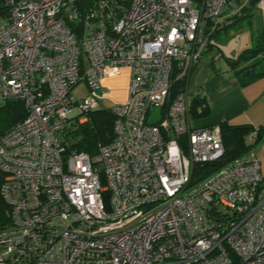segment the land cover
I'll list each match as a JSON object with an SVG mask.
<instances>
[{"label":"built area","instance_id":"built-area-1","mask_svg":"<svg viewBox=\"0 0 264 264\" xmlns=\"http://www.w3.org/2000/svg\"><path fill=\"white\" fill-rule=\"evenodd\" d=\"M242 8L240 0H0V106L19 99L28 113L0 139L9 208L0 264H264L259 158L253 151L194 185L195 165L225 154L220 127L192 128L188 92L164 111L174 71L189 77L207 30ZM257 8L264 17V0ZM221 61L217 54L213 64ZM125 67L128 100L108 108L102 83ZM81 83L89 96L78 101L71 93ZM152 107L161 110L156 123ZM99 109L115 116L113 140L94 157L67 152L62 132Z\"/></svg>","mask_w":264,"mask_h":264},{"label":"trees","instance_id":"trees-1","mask_svg":"<svg viewBox=\"0 0 264 264\" xmlns=\"http://www.w3.org/2000/svg\"><path fill=\"white\" fill-rule=\"evenodd\" d=\"M256 4L260 0H254ZM241 5V3H240ZM245 9V8H244ZM236 16V15H234ZM230 20V19H229ZM228 21L219 23L215 29L207 30L209 49L217 48L223 57L221 49L212 43L211 38L218 35L222 29L227 27ZM212 25L214 23L212 22ZM258 55L264 56V32L262 33L255 49L245 51L242 55L233 59L231 64L235 67L241 64H249L238 74L247 81L264 77V64L258 66L254 58ZM189 77L175 70L171 77L170 93L164 111L167 112L174 100L182 93L188 92ZM190 121L193 129H199L194 126L198 120L210 117L209 110L205 100L194 97L189 105ZM27 109L24 101L19 99L8 100L0 106V139L2 136L27 117ZM87 118L84 123L74 121L62 132V138L67 146V152L87 153L94 157L99 151L100 145L110 143L114 138L115 116L109 109H99L84 114ZM223 138L225 154L223 158L215 163L197 164L194 168L193 184L205 180L212 176L226 165L235 160L255 151L264 142V127L255 128L251 125H231L224 121L220 125ZM255 135V136H254ZM3 182V175L0 174V188ZM264 186V182L263 185ZM9 217V208L4 203L0 194V219L5 222Z\"/></svg>","mask_w":264,"mask_h":264},{"label":"crops","instance_id":"crops-1","mask_svg":"<svg viewBox=\"0 0 264 264\" xmlns=\"http://www.w3.org/2000/svg\"><path fill=\"white\" fill-rule=\"evenodd\" d=\"M217 54H220L217 48L209 49L189 76V100L199 97L211 111L210 117L196 121L194 126L212 128L227 121L231 125L264 127V77L247 81L238 73L249 64L234 67L229 60L235 58L224 53L222 61L215 66L213 59ZM115 83V78L108 76L102 84L105 88H113ZM129 85L130 81L125 84V89L128 90ZM254 152L264 175V142Z\"/></svg>","mask_w":264,"mask_h":264},{"label":"rangeland","instance_id":"rangeland-1","mask_svg":"<svg viewBox=\"0 0 264 264\" xmlns=\"http://www.w3.org/2000/svg\"><path fill=\"white\" fill-rule=\"evenodd\" d=\"M242 9L236 16H224L221 19L222 25L228 21L227 27L222 29L218 35L211 38L213 44L217 45L222 52L235 59L242 55L245 51L255 49L258 40L264 32V17L254 0H240ZM245 8V9H244ZM230 19V20H229ZM258 66H263L264 56L258 55L254 58ZM131 70L127 67L115 70L111 77L115 78V85L108 87V93L101 97L106 99L103 105L111 107L114 104L125 103L129 97V88L125 89V84L130 81ZM127 91V92H126ZM71 95L78 101H81L89 96V90L85 83L79 84L72 90ZM160 109L152 107L148 122L156 123L160 119ZM219 211L227 214L228 210L220 206Z\"/></svg>","mask_w":264,"mask_h":264},{"label":"water","instance_id":"water-1","mask_svg":"<svg viewBox=\"0 0 264 264\" xmlns=\"http://www.w3.org/2000/svg\"><path fill=\"white\" fill-rule=\"evenodd\" d=\"M211 214H214V211H211Z\"/></svg>","mask_w":264,"mask_h":264}]
</instances>
